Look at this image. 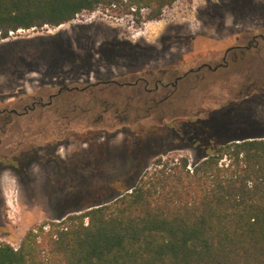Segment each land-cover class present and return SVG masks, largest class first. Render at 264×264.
<instances>
[{
	"label": "rangeland",
	"instance_id": "rangeland-1",
	"mask_svg": "<svg viewBox=\"0 0 264 264\" xmlns=\"http://www.w3.org/2000/svg\"><path fill=\"white\" fill-rule=\"evenodd\" d=\"M252 4L175 0L157 21H147L144 12L122 6H99L59 27L18 30L0 39V109L15 108L21 113L33 102L46 104L55 97L50 107L38 105L26 116H11L15 136L0 143V158L31 146L41 148L25 173H0V242L18 248L28 230L58 223L64 212L80 204L107 200L111 190L125 181L131 151L134 157H145L148 170L160 156L193 160L194 150L175 149V141L157 146L156 154L140 149L136 133H143L145 127L200 120L210 127L213 141L263 134L264 96L254 103L253 117L247 113L244 118L235 114L225 119L219 113L223 106L261 90L264 68L253 57L229 61L216 72L205 68L199 78L189 75L176 89L160 90L158 98L166 100L150 109L149 95L125 89L116 93L114 87L102 92L96 89L93 95L55 96L64 87L81 88L111 79L129 81L142 68H169L179 60L180 74L202 64L212 68L222 64L226 48L245 45L247 40L239 32L264 34V0ZM120 42L153 50L114 51L112 45ZM94 99L108 104L94 105ZM66 102L77 107L71 109L68 103L62 108ZM95 146L106 148V156H94ZM52 147L54 154L49 153Z\"/></svg>",
	"mask_w": 264,
	"mask_h": 264
},
{
	"label": "trees",
	"instance_id": "trees-1",
	"mask_svg": "<svg viewBox=\"0 0 264 264\" xmlns=\"http://www.w3.org/2000/svg\"><path fill=\"white\" fill-rule=\"evenodd\" d=\"M174 2L0 0V39L18 30L59 27L99 6H122L144 12L147 21H157ZM115 45L114 51L141 53L140 47L130 42ZM254 53V61L264 68L263 51ZM104 84L64 87L55 96L73 92L93 95L96 89L102 92L111 87L116 93L134 91ZM101 85L104 87L99 88ZM263 94L264 84L257 94L223 106L219 113L225 119L235 114L244 118L247 113L253 117L254 103H260ZM54 98L38 105L50 107ZM68 103L71 109L77 107L71 102L61 107L65 109ZM93 104L106 106L108 101L94 99ZM8 128L3 142L15 136V129ZM210 131L200 120L145 127L143 133H136L140 149L156 154L157 146L175 141V149L194 150L193 160L160 156L148 170L145 157H134L131 151L125 181L111 190L107 200L80 204L64 212L60 222L28 230L18 248L0 242V264H264V133L213 141ZM39 149L31 146L20 152L30 151L28 157L33 162ZM103 149L95 146L94 156H106ZM20 152L11 155L25 167Z\"/></svg>",
	"mask_w": 264,
	"mask_h": 264
},
{
	"label": "flooded vegetation",
	"instance_id": "flooded-vegetation-1",
	"mask_svg": "<svg viewBox=\"0 0 264 264\" xmlns=\"http://www.w3.org/2000/svg\"><path fill=\"white\" fill-rule=\"evenodd\" d=\"M243 5H240L241 7H251L250 5H253V0H241ZM254 33V32H253ZM242 34V37L244 40H247L245 45L237 44L235 46H231L226 48V50L223 53V56L221 57L222 64L216 65L215 67H211L209 64H202L198 66L196 69H190L187 72H184L183 74H180V72L177 70V64L181 62V60L177 61L175 64H172L169 68H152L145 70V68H142L139 70V72H133L131 75L129 81H117L115 79L108 80L106 82H99V83H105L104 85H115L119 88L128 87L132 88L137 93L146 94L150 96L149 99V108H153L155 105L158 106L159 103H163V100H166V97L163 99L158 98V92L160 90L168 92L169 90H174L177 87V84L179 81H181L184 78H187L189 75H194L195 78H199V75H202V71L206 68L209 71L216 72L219 67H227L228 62L232 61L235 62L237 60H245L246 58L255 57V50L256 49H264V34H252L250 31H243L239 32L238 36ZM117 46L118 43L116 44ZM115 45V46H116ZM139 50L142 53L149 52L153 50L149 47H141L139 46ZM125 48V46H124ZM128 48V47H126ZM174 69V70H173ZM128 79V78H127ZM60 92V91H59ZM39 103H33L31 104V108L28 106L23 107V111L21 113H18L15 108L12 109H0V143L5 140L6 132L9 126H11L12 118L11 115H22L26 114L27 110L32 111L33 108L38 105ZM43 106V103L41 104ZM40 151L37 150L35 153H38ZM30 151L28 152H20L21 158L24 157V165L25 167H22L21 160L14 155L6 154L0 158L1 160H7V163L0 162V173L5 170H10L13 172H17L19 168L24 172V169L31 165L32 161L28 157ZM52 153H55V149L52 148ZM23 168V169H22ZM25 173V172H24Z\"/></svg>",
	"mask_w": 264,
	"mask_h": 264
},
{
	"label": "built area",
	"instance_id": "built-area-1",
	"mask_svg": "<svg viewBox=\"0 0 264 264\" xmlns=\"http://www.w3.org/2000/svg\"><path fill=\"white\" fill-rule=\"evenodd\" d=\"M82 13H86V12H82ZM82 13H80V14H82ZM80 14H77V15H76V18H77Z\"/></svg>",
	"mask_w": 264,
	"mask_h": 264
}]
</instances>
